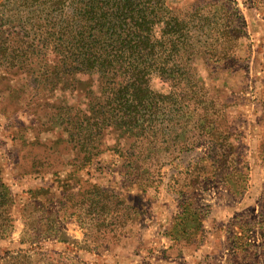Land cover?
I'll return each mask as SVG.
<instances>
[{
	"label": "rangeland",
	"instance_id": "obj_1",
	"mask_svg": "<svg viewBox=\"0 0 264 264\" xmlns=\"http://www.w3.org/2000/svg\"><path fill=\"white\" fill-rule=\"evenodd\" d=\"M202 2L214 5L208 20L195 18L206 31L225 22L227 3L245 23L230 59H194L210 95L231 103L225 120L215 117L235 128L237 166L246 164L241 176L226 181L218 174L223 167L214 154L223 151L205 137L181 152L169 146L159 175L144 178L119 146L80 161L55 119L61 93L37 95L7 74L0 79V179L13 198V230L0 240V264H264V0H171L182 16ZM232 157L222 172L232 170ZM208 217L214 219L205 226ZM205 241L210 246L199 254Z\"/></svg>",
	"mask_w": 264,
	"mask_h": 264
},
{
	"label": "trees",
	"instance_id": "obj_2",
	"mask_svg": "<svg viewBox=\"0 0 264 264\" xmlns=\"http://www.w3.org/2000/svg\"><path fill=\"white\" fill-rule=\"evenodd\" d=\"M224 7L225 22L220 19L206 31L195 18L203 14L208 20L211 2L182 16L171 0H5L0 3V72H5L0 79L18 75L37 95L61 93L53 104L55 119L80 161L119 146V156L144 178L159 175V159L169 146L181 152L196 137H205L223 151L214 154L218 168L227 167L233 156L232 170L218 172L227 181L246 166L243 160L237 166L235 128L215 117L225 120L231 103L211 96L194 66L197 56L218 62L235 54L245 23L238 8ZM201 35L205 39L199 40ZM46 57L50 65H32ZM12 204L0 179V240L12 233Z\"/></svg>",
	"mask_w": 264,
	"mask_h": 264
},
{
	"label": "crops",
	"instance_id": "obj_3",
	"mask_svg": "<svg viewBox=\"0 0 264 264\" xmlns=\"http://www.w3.org/2000/svg\"><path fill=\"white\" fill-rule=\"evenodd\" d=\"M214 219V218H213ZM211 217H208L206 220H205V226H207L206 225V223L207 224H210V222H211V220H213ZM200 248L199 249H197L198 250V253L199 254H201V252H204L205 250H207L208 248H209V246H210V244L208 243V242H204V243H201L200 245Z\"/></svg>",
	"mask_w": 264,
	"mask_h": 264
}]
</instances>
